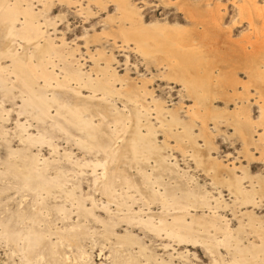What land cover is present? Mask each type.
<instances>
[{
  "label": "bare ground",
  "instance_id": "obj_1",
  "mask_svg": "<svg viewBox=\"0 0 264 264\" xmlns=\"http://www.w3.org/2000/svg\"><path fill=\"white\" fill-rule=\"evenodd\" d=\"M24 1H26V0H24ZM28 1H29L28 6H23V4H22L23 2L21 3L20 0H16L14 3H10L9 0H0V26H2V25L4 26L5 30L3 32H5V35H6V36L4 35V39L6 37L9 41V44L5 48H4V46L6 44L3 46L4 49L0 48V59L6 56V57L10 58V60L8 59L9 62L11 61V63H9L7 65H4L5 63L3 65H1V63H0V88L4 89L6 91L14 89L16 87H18L20 89V95L19 94L18 95L22 96L24 99H23V104L18 105L20 107L18 114H20L22 112H24V113L28 112V114L33 115V117L35 119H38L39 121L40 120L43 121L44 122L43 124H45V122L48 121L46 124H48L50 122V124H51L50 126L55 127L54 129H59L65 133H68L70 135V137L72 136V138H73V136L75 137L76 134H73L74 131H73V133L71 132L70 127H75V128L80 130L78 132L79 134H80V132H82L84 134L83 135L81 133L82 136L77 137V141L79 140L78 141L79 144H83V147H87L89 152L93 153V151L94 152L96 151L98 153L103 152L105 154L104 160L97 158L98 157V156H96L98 154L97 153V154H95V157H96L95 160H89V161L85 160L83 163L80 162L79 160H76V161L78 164L81 163V165H83V166L89 165V166H92V169L94 168L93 169L94 187L101 190L102 193L107 195V198H108L107 202L105 204H103V208H105L107 211L110 209V208L108 209L109 201H111V200L116 201L115 199L118 195H121L123 197H126L127 199L132 200V198L134 196L132 197L133 194H131L129 192L130 189H140V190L143 189L142 188L143 186L141 185L142 183L140 184V186H138L139 183L137 182L138 183L137 184L136 182H134L133 179L130 178L131 176L129 177L127 175L128 173L127 174L123 173V171H122L123 168L121 166H120L121 167V169H120L118 164L121 162L123 157L125 158V155L127 157L128 154H131L130 156H128L129 159L128 160L126 159L127 160L126 162H128L130 160V163L135 162V163H138V165L142 162L145 163V161H148V159H150L151 157L152 158L154 157L156 163L159 166H161V167H162V165L167 166V164L168 165L171 164L170 166H172V163H170V162H169L170 164L167 163L168 161H171L170 160L171 156L169 154L165 155L163 153V151H164L163 149L164 148L167 149V146H168L167 144H166L167 146L165 145V142L167 140L165 142H163V144L166 146L165 147L164 145H160L158 143L157 138H156L157 137L156 135L158 132H157L155 125L151 122V119H150L151 112L152 111L154 112V110L157 112L158 119H160V121H161V125L163 127H165V129L162 127L161 128L163 130H166L167 133H169V134H167V133H164V134H167V135L171 134V135L175 136V138L173 136L172 137L175 139V141L178 142V143L177 142L176 143L179 144L180 147H182V142L185 140H189V142H188L189 144H190V142L192 143V141L195 140V133H194L195 130L193 132L192 129L194 128V126L191 123V121L192 120L195 121V119H200L202 121L201 124L203 125V127H202L203 129H202V131H201V129H199V133L201 131L206 136L205 141H207L206 139H208L209 141H207V142H209V144H210V142H211L210 137L211 136H209L207 133H209L211 131L209 130V132H207V130H208L207 120L209 118L213 119V120H218V119H222L223 116H225V115L222 116L219 112L212 109V106L214 104L211 101V99L213 98V96L219 95L220 93H224L227 91L226 90L227 88L231 87L233 90V93H231L232 95H235V97L237 96L238 99H239V97H241V99L245 98V100H246L247 98H249L248 96L251 97L250 94H252L251 93L252 91L250 92L249 89L252 88L251 87V85H252V86H255V88H256L255 91L258 92L259 97H260V101L258 100V103H260L259 104L260 105L259 117L256 120L251 117L250 108L248 105H240L238 108L236 107L237 108L236 112L233 113L232 116L235 117L234 122L236 124H239L241 127L245 126L244 129L241 128V131H242L243 137L246 139L247 144L251 145V143L255 141V140L253 141L252 133H253V130L256 126H260V129H261L260 130L261 132H259L260 135L258 134L260 137L259 136L258 137L261 138L260 140H264V38H263L264 29L262 31H259L262 29V27L264 28V23H263V26L260 27L261 29L258 30L259 27L256 25L254 20H252L250 18L251 14H250L249 9H251V8L248 9L247 6H244V8L241 9L243 11L242 13H246L249 10V14H250V17H248V15H247V18H250L249 32L246 33L242 39V48H243V55H244L243 56L244 57L243 66L245 68L244 70L246 72H248V74H249V80L248 81L246 80L247 83H243L244 81L241 82V83H243L242 84L243 90L248 89L249 87L250 88L247 90L248 93H245V92L243 93L242 92L243 90L240 92L237 89V87L241 84V83H239L241 79L237 78L235 71H231V70L226 71V69L221 70L222 68H220L219 69L220 71L215 74V72H214L215 70H213V69H215L214 67H216V65H217V67L219 65L218 64V62H219L218 58L213 52L211 53L212 54L211 56H209V55L207 56L206 52H204L205 48L207 51L206 45H207V42H210L211 34L214 32V30L216 31V29H218V30L223 29V22L221 19L218 18L219 15L216 16L215 15L216 13H215L214 15L216 17L214 19H212L213 22L212 23L207 22L208 24L205 23V25H208V26H206V27L204 26V29L201 31V34L199 36L198 35L194 36L196 34L193 35V37L197 38V42H199V44H196V42L190 41L191 36H187V35H191V34H187V33L182 34V33H178V32H173L174 30L177 31L178 28H181L179 26H174L175 29L173 31H171V30L168 31V30H166V26H168V25H162V23L159 24V22L150 23V24L146 25L143 18H142L140 11L137 9L136 5H134V3L131 0H114V1H116V9L118 12H120V15L118 17H114V16L109 17V20H111V19L114 20L117 18L118 22H120L119 24H117L115 29H112L114 35L118 34L120 36L119 38H122V40L125 43H127V45L130 44V42L134 43L137 51L141 52L143 54V56H145L150 61H152L150 58L159 59V62L162 61V63H164V65L168 68L167 69L168 71H166V72H168L167 73L168 79L170 77V79H175V80L179 81L181 84H183L182 86L187 88V90H188L187 93L191 92V94L195 98V100H194L195 103L191 107L188 108V110L190 109V116H191L190 123L192 124L191 125L190 123H188V121H186V120L184 121L183 118L181 119V117L179 118L177 116L178 113L174 112L176 109L170 110V109L166 108L165 104L163 103V101L160 100V98L158 99V98H155L154 96L152 97L153 98V104H154V106H153L154 110H152V108L150 106L151 103H150V105H148L149 103L148 104L143 103L141 101V99L139 98L140 97L139 94L142 93V95L143 94H149L151 96L153 95V94H151L152 92H150V90L147 87L148 85L146 84L149 82V80L147 79V82H146V80H142L141 84L130 85L129 81H127L126 78L120 76L116 72L114 67L112 68L113 65L111 62H112V60L115 59L114 56L105 57L106 65L101 67V68L99 67V74L101 72V77L100 76L97 77V75L94 77L93 73L92 74L90 73L92 71H90V72L85 71L83 69V64L80 62L79 58H77V56H76L77 55L76 50H78V48L75 49V48L66 47L67 46L66 44H68V43L66 42V39L64 37H62L61 39L59 38L61 40L60 42H62V43H59V44L56 43L57 41L55 42V40L57 39V36L53 37V36H51L52 32H50V33L48 32V29L51 26L54 27V30L56 32L57 27H56L55 21H53L49 18H45L44 21H42L40 19V16H43L42 12H36L34 10L35 8H33V6L31 5L34 0H28ZM52 1L54 2V0H52ZM59 1H61V0H59ZM67 1L69 2V0H67ZM95 1L100 2L103 0H95ZM50 2H51V0H47V3H50ZM61 2H63V1H61ZM250 2H252L254 8H257L259 11L262 10L261 7L257 4L258 1L255 2V0H251ZM181 3H182V1H181ZM245 5H247V4L245 3ZM85 9L86 8L84 7V11H85ZM190 9H192V8L189 7V11H190ZM81 10H83V9L81 8ZM262 12H264V11H262ZM193 13H194V10H193ZM253 14H254V11H253L252 15ZM188 16H190V15H188ZM190 17H193V16H190ZM195 17H196V15H195ZM196 19H198V18H196ZM200 19H203V18H200ZM201 21H203V20H201ZM263 22H264V19H263ZM47 26H49L48 29L45 28ZM211 27L213 28V30H209V28H211ZM167 28H169V27H167ZM214 28H216V29H214ZM170 29H171V27H170ZM211 31H213V32H211ZM109 33H108V31L104 30L103 33H101V34H104V35L107 34L108 35ZM253 33H258V34H257V36H253L252 35ZM110 34H112V33H110ZM110 34H109V36H110ZM213 34H215V33H213ZM111 37L115 38L116 36L112 35ZM20 38L23 39V41ZM24 40L29 45H31L30 48L27 47V49H26V47L22 44V42H25ZM192 40H193V38H192ZM194 40H196V39H194ZM107 41H109V40H107ZM211 41L213 43V40H211ZM204 42H206V43H204ZM5 43H6V41H5ZM247 44H249V45H247ZM25 45H27V44L25 43ZM247 46H250L251 48L248 50ZM128 47H129V45H128ZM19 48H22L21 51L19 50ZM210 49H211V47H210ZM88 51H91V50L88 49ZM94 54H91V56H93ZM97 54H101L102 56L105 55L104 53H103L104 54L103 55L102 52H100V51ZM54 57H57L59 59V62H57L55 59H53ZM259 59H262L261 61L263 63L258 62L257 60H259ZM3 61H5V60H3ZM220 62H221V60H220ZM159 64L160 63H157L158 66H160ZM238 64H239V60H238ZM164 65H163V67H164ZM239 66H241V64ZM57 67H60L61 73H63V75H64L62 79L59 78L60 72L59 73L57 72ZM164 68H163V73L165 72ZM91 70H94V68ZM94 73L96 74L95 70H94ZM158 73L161 74L162 72L160 71ZM165 74H163V75L165 76ZM12 76H14V78H12ZM246 76H247V74H246ZM247 79H248V77H247ZM177 81H176V83H177ZM72 82L75 83V86L71 85ZM117 82L118 83L121 82L120 87H117V85H116ZM238 83H239V85L237 86ZM80 87L82 88V90L84 87H86V88L89 87V88L93 89V91H96V89H99V90L101 89L104 91V93L101 92V94H103L102 98H104L106 100H108V98L115 93L122 94L121 96H124L123 94H125V97L127 95L128 100L130 99L136 105L135 107L132 103L131 104L133 106L130 105L133 109L135 108V110H132V112L133 111H135V112L127 114L126 112H122L121 110L120 111L118 109L116 110V109H114L115 107H113L115 103L113 101H110V99H109V103L112 102L110 105L112 106V108L114 110H116L115 111L116 113L112 114L109 112V108H111V106H105V107H107L108 112L102 111L101 109H98L96 112L99 115H101L104 120H105V117H108V115L109 116H111L110 114H112V116L114 115V117H112V119L114 118L112 123L115 124V125L113 124L114 130H111L112 132L109 133L103 129L105 127L104 126L105 121L102 120L101 116H100V120H102L104 122L99 121V119H98L99 122H96L97 116L94 117V114H92V112H91V107H93V105L92 106L89 105V102L86 103L87 102L86 99L84 100L85 103H83V104L77 103V104L72 105L69 101L61 100L62 98L60 99L58 93L56 92V89L66 88V89H69V91H70V89L72 91L73 90L76 91V96H77V93L83 95ZM88 91H90V89H88ZM244 91H246V90H244ZM98 92H100V91H98ZM228 92H229V90H228ZM249 92H250V94H249ZM95 93L96 92H94V94L92 95L93 97L96 96ZM179 93H180V91H179ZM7 94L9 95L8 92H7ZM81 95H79V96H81ZM88 95L91 96L90 93ZM149 95H148V97H149ZM229 95H230V93H229ZM79 96L77 98L78 101L81 100L80 99L81 97L79 98ZM90 96H86V97H90ZM117 96H119V95H117ZM222 96H223V94L220 95L219 97H222ZM142 97H144V96H141V98ZM224 97H226L229 100V97L225 96V94H224ZM9 98H10V96H9ZM82 98H83V96H82ZM97 98H99V100ZM230 98H232V97H230ZM254 98H255V96H254ZM104 99H102V100H104ZM241 99H239V100H241ZM93 100L90 101L88 99V101H90L91 104L93 103ZM95 100H97V102H99L100 97L99 96L96 97ZM247 100H246V102H247ZM151 102H152V99H151ZM235 102H236V100H235ZM94 103H96V102H94ZM127 104H128V102H127ZM127 104H126V106H127ZM242 104H244V103H242ZM96 105H97V103H96ZM101 105H103V104H101ZM101 105H99L100 108H101ZM236 105H238V104H236ZM0 106H1V104H0ZM123 106H124V104H123ZM53 108H55V112H54ZM93 108H96V106H94ZM97 108H99V107H97ZM180 108H182V107H180ZM96 109H93L92 111H94ZM8 110L9 109H7V108H3V109L0 108V121L4 120L3 122H5V119L8 118L7 116H3L4 112H8ZM128 111H130V109ZM165 112L169 113L168 115L171 114V119L165 120V117H166ZM5 114H7V113H5ZM186 114H187V112H186ZM109 122H110V120H109ZM110 123H108L107 126H109ZM102 124L104 127L102 126ZM132 124L136 126V127L133 126L135 131L133 130L131 136L129 134L130 137L127 138V141H126L125 133H128L127 131H129L130 127L133 128L131 126ZM179 124H180V126H183V125L185 126V131L181 130V131H183V133H180L179 129H178L179 130L178 132L173 131L172 126L179 125ZM181 124H183V125H181ZM2 125H3V123H2ZM2 125L0 122V126H2ZM202 125H200V126H202ZM16 126L21 132V135L19 134L20 139H21V142H23L25 144L24 145L25 147L21 148L20 150H16V149L13 150V148H11L10 149V157L17 155L19 158H22V160H20L21 164L15 160L11 161V159L5 161V170H0V178L5 179L7 184H10L13 187H15V190L17 188L18 190H21V192L23 191L22 196H24L26 194L27 195L32 194L33 197L28 198V199L21 198L19 207H17L16 209H9L8 213L7 214L5 213L6 215L5 216L3 215V217L0 218V228L2 229L0 231V235H1L2 239H4L8 244L13 245V246H11L12 253L20 254L21 258H22V262H24L25 264H74L75 261H78V260L79 261L81 260L82 262L83 261L86 262V261L90 260V263L92 262V264H97L96 262L93 261L94 259L93 260L91 259L93 257H90L91 252L90 253L87 252L88 250H85L82 247L84 245H80V240L84 236L89 237V235H91V232L87 228V225L81 224V222L79 223L76 221V222L69 223L68 225L64 226V228H60L59 226H55V225L53 226L52 221H51L53 216H52V218L49 217V215L51 214L52 207L51 208L49 207L50 203L47 204L48 201L45 198H48V195L50 196V194H52V191L54 188H55L54 190H56L57 188H61L63 193L62 192H60V193L64 194L68 198H72L73 201L77 202L76 204L79 208L78 211H81V213H84L87 215L91 214V215H94L93 217H95V218L96 217L100 218L99 220L102 221L106 227L105 231L103 230L104 233L102 236H104V237H106V239H108V237L111 234H114L120 240L119 243L130 244V245H131V243L135 244V242L139 243L140 252L142 254L146 253L145 252L146 247L139 240L136 239V237L133 235L132 232L127 231L124 235L119 236V235H117V233L115 231H114L115 232L114 233L111 230V227H113V225L116 224L117 222H119L121 220H125L131 224L132 223H138L139 225L142 224V226L144 225L147 228V230L149 228L150 230L156 232L157 234L160 233L161 231H164L168 237H170V238L172 237L175 240H177L178 242H181V241L182 242H188V243L189 242L197 243L198 241L204 242L205 238L202 236L203 234L201 233L202 234L201 235L200 233L196 232L195 229H193L194 226H192V225H194V224H192V223H196V222H194L196 219V216H195L196 214H193L190 211V209L192 207H201V206H205L209 209H214V208L216 209V206H213L211 201H210L208 190H206L207 192L206 191L201 192L202 191L201 188H200L201 191H199V190H197L199 188L197 187V189H195L196 188L195 186H194L195 188L190 187V188L184 189L181 187L180 184L172 185L169 183H165L161 177H157L152 172H148L140 164V166H142V167L139 166L140 170H138V171H140L139 173H142V176L144 179L143 184H145L148 187V192H149V194L146 192L147 194L145 193L146 194L145 195L142 193V191L145 192V190H142L141 191L142 196L139 194L141 199H143V201H144V203H142V204H145L148 206V204H150L151 202L158 201L162 205V208L166 209V211H167L166 214L170 213L171 217L170 218L166 217V214H164V213L157 216V217H155L151 214L145 215L146 213L144 215H142L143 213H141V211H142L143 207H140V208L138 207L139 210H137V209L135 210V209H133L134 207H132L133 206L132 203L134 201L129 200V201H131V203H127L126 202L127 200H126L125 201L127 203L126 206H125V203H123V204H124V207L127 208L128 213H126L127 211L122 212V214L125 213L124 215H111L109 213L110 214L109 220H105L104 218H101V216L99 217V216L95 215V213L93 211V207H91V206L87 207L85 205V203H84L85 201L83 200L85 198H83V196H82V198L78 197L77 195L79 193H77V195H76L75 192L77 189L75 190V188H79L81 186L79 184V182H78V185H72L74 187L71 189L70 188L64 189L66 187V183L68 180V178H66L67 175H66V173H65L66 171L64 169H62V168L56 169L55 170L56 174L53 176L48 174V173H50L48 171L49 167H51V165L53 163L60 161L59 159H58V161L57 160L50 161L48 159H40L38 156H35V154L34 155L30 154L31 152H29V150H30L31 145H35L37 143H39V144L47 143V144H49V146L51 145L54 150H56L57 145L53 141L54 140L53 135L50 134V132H48V130H47L48 128L46 129L45 127H43L44 125H42L41 128H38L37 133H34V132L30 133L27 125L25 124V121L22 122L19 119L16 121ZM191 126H193V128ZM143 127L144 128L146 127V131L143 130ZM2 128H3V126H2ZM110 129H112V128L110 127ZM74 130L76 131V129H74ZM120 131L124 132V136L122 135V132L120 134ZM65 133H63V134H65ZM198 134H197V136H198ZM203 134H201V135H203ZM203 136L200 138H203V140H204L205 136L204 137ZM65 137H67V136H65ZM198 138H196V139H198ZM74 139H76V138H74ZM124 139H125V141H124ZM121 140H123L125 143L123 141H122V143H120ZM257 142H258V140H257ZM166 143H168V142H166ZM188 143H186L187 146H188ZM258 144H259V142H258ZM199 145H201L200 142H199ZM199 145L198 144L195 145V146H197L196 149L198 148ZM262 145H263V143H262ZM192 146H194L193 143H192ZM192 146H189V148H191ZM192 148L194 149V147H192ZM199 148H200V146H199ZM84 149L86 150V148H84ZM199 150H196V151H199ZM263 150H264V146H263ZM65 153H67V152H65ZM191 154H192V152H191ZM195 154H197V152ZM15 158H17V157H15ZM154 158H153V160H154ZM131 161H133V162H131ZM150 162H149V164H150ZM199 162H200V160H199ZM174 163L177 165L176 161ZM174 163H173V165H175ZM125 164H127V163H125ZM112 165H114V167H112ZM54 166L59 167V165H55V164H54ZM98 167L102 168L101 172L98 171ZM154 168H156V167H154ZM167 168H168V166H167ZM214 168H216V167H214ZM118 179H119V182L121 179H122V182L123 181L125 182V183H123L124 187L126 188L124 192H122L121 190H119V191H121V192H119L117 190L116 186H118L117 185ZM242 179H243L242 177L240 178L239 176H236L235 180H232V179L228 180V182L230 183L229 188L231 186H232V188H233V186H235V190H236V191L231 190V193H232V191L233 192L235 191L234 194H235V199L237 201L241 200L242 202H244V204L254 203V205H255V203H257V200L255 199V195L258 193L257 189L252 187V183H251V187H250L251 189H246L245 186L242 187L241 185H244V184H242ZM6 182H4V183H6ZM157 185L159 186V188H156ZM8 186H6V187L8 188ZM12 186H9V188H11ZM121 186H122V183H121ZM124 187H122V189H124ZM161 187H163V190L161 189ZM145 189H147V188H145ZM2 190H3V188H2ZM5 190H6V188H5ZM136 192H138V190ZM133 193H135V192H133ZM136 194H138V193H136ZM79 196H81V195L79 194ZM121 196H119V198ZM90 199L92 200V204L94 205L95 200H93L92 196H90L89 200ZM116 202H118V200ZM53 203H54L53 206H55L56 205L55 202H53ZM118 203H121V201ZM52 204H50V205H52ZM57 204H58V202H57ZM61 204L55 206V208H56L55 211H57V209H58L60 212H62V211H63V213L65 212L63 217H65V218L70 217L69 216L70 213H68V209L66 208L67 206L66 207H64L65 205L61 206ZM156 204H157V202H156ZM1 205L3 206V204H1ZM25 205H27V207ZM5 206H4V209H5ZM121 206L123 207L122 203H121ZM9 208H11V207H9ZM171 209H173V210L170 212L169 210H171ZM110 211H111V209H110ZM120 211H122V210H120ZM0 212H2V211H0ZM57 212H55V213H57ZM111 212H113V211H111ZM142 212H144V211H142ZM187 216L190 217V220L187 219ZM68 222H70V221H68ZM55 223H56V221H55ZM214 226H215V224H214ZM219 231H222V230H219ZM223 231H224V235L227 238H228V236L231 238V235H230L231 230L228 226L226 228H224ZM53 233L58 238V239H56V241H52V239H50L52 237V236L50 237V235ZM90 238H92V237H90ZM206 239H207V237H206ZM225 239L224 240L222 239L220 241L216 240V242H217L216 244L222 243V244L230 246V241L228 242ZM110 240H111V238H110ZM231 241H232V239H231ZM66 242L70 245L73 244L76 246V249H77L76 256L77 257H75V258H78L77 260H75V261L69 260L68 259V258H70V257H68L69 255H66L65 252L62 251L64 249V246H63V248H61V247ZM121 246H122V244H121ZM235 247L239 250V252L230 261L222 258L221 264H264V237H263L262 243L259 245L252 243L251 247L245 246L246 248H241L240 243H239V245L235 246ZM235 247H233V249ZM221 257H223V256H221ZM113 260L115 261L114 263H116V264H117V262H118V264H139L137 256H135L131 252L126 254L124 257L122 256V254L121 255L118 253H116L115 255L113 254ZM157 263H159V262H157ZM160 263L161 264H173L172 262L171 263L170 262L169 263L160 262ZM77 264H79V263H77ZM215 264H220V263H218V261L215 260Z\"/></svg>",
  "mask_w": 264,
  "mask_h": 264
},
{
  "label": "rangeland",
  "instance_id": "obj_2",
  "mask_svg": "<svg viewBox=\"0 0 264 264\" xmlns=\"http://www.w3.org/2000/svg\"><path fill=\"white\" fill-rule=\"evenodd\" d=\"M15 1L16 0H9L10 3H14ZM20 1L21 3L23 2L22 3L23 6H28L29 4L28 0L26 1L20 0ZM61 1L63 2L65 1V2L63 3ZM61 1L54 0L53 2L51 0L50 3H47V0H34L31 5L33 6V8H35L34 10L36 12H42L43 16H40V19L42 21H44L45 18H49L55 21L56 27H57L56 32L53 26H51L50 28L49 26H47L45 28L47 29L49 28L48 32L49 33L52 32L51 36L53 37L57 36V39L55 40V42L57 41L56 43L58 44L62 43L60 42L61 41L60 39L64 37L66 39V42L68 43L66 44L67 45L66 47L75 48V49L78 48V50H76L77 51L76 56L77 58H79L80 62L83 64V69L85 71H88V72L92 71L90 73L91 74L93 73L94 77L96 75L97 77L98 76L101 77V72L99 74V67L101 68L106 65L105 57L114 56L115 59L112 60L111 62L113 65L112 68L114 67V69L120 76L126 78L127 81H129L130 85L141 84L142 80H146V82H147V79L149 80V82L146 84L148 85L147 87L150 90V92H152L151 94L153 95L152 96L149 94L142 95V93L139 94L140 97L139 96L138 97L141 99L143 103L145 104L149 103L148 105H150L151 103L150 106L152 110H154V107H153L154 104H153L152 97L154 96L155 98H158V99L160 98V100L163 101V103L165 104L166 108L170 110L176 109L174 112L178 113L177 116L179 118L181 117V119L183 118L184 121L186 120L188 121V123H190L191 116H190V109L188 110V108L191 107L195 103L194 101L195 98L191 94V92H189L190 94L187 93L188 92L187 88L182 86L183 84H181L179 81L175 79H170V77L168 79L167 77L168 72H166L168 71L167 70L168 68L164 65V63H162V61L159 62V59H153V58H150L152 60L150 61L145 56H143L141 52L137 51L134 43L130 42V44H128L129 45L128 47L127 43H125L122 40V38H119L120 36L118 34L114 35L112 29H115L117 24H119L120 22H118L117 18L114 20L113 19L109 20V17L111 16L118 17L120 15V12H118L116 9V1L103 0V1L97 2L95 0H76V1L69 0L70 3L67 0H61ZM131 1L134 3V5H136L137 9L140 11L142 18L146 25L150 23L159 22V24L162 23V25H168L166 26V30L168 31L170 30L173 31L175 29L174 26H179L181 28H178L177 31L174 30L173 32H178L182 34H185V33L191 34V35H187V34L186 35L191 36L190 41L196 42V44H199V42H197V38L193 37V35L196 34L194 36H197V35L199 36L201 34V31L204 29V26L205 27L208 26V25H205V23L207 22L212 23L213 22L212 19H214L216 16L219 15L218 18L221 19L223 22V29L218 30L214 28L216 29V31L215 30L214 32L211 31L215 34L213 33L211 34L210 42H207V45H206L207 51L205 48L204 52H206L207 56L208 55L211 56L212 52L217 56L218 61H219L218 62L219 68L217 67V65L216 67H214L215 69L213 70H215L214 71L215 74L220 71L219 70L220 68H222L221 70L226 69V71H230V70L235 71L237 78L241 79L239 83L243 81H244L243 83H247V81L249 80V74L248 72L244 70L245 68L243 66V62H244L243 56L244 55H243V48H242V39L245 36V34L249 32L250 18L254 20L256 25L259 27L258 30L261 29L260 27L263 26L264 12L262 11H264V8H263L264 0H255V2L258 1L257 4L262 9L260 11L257 8L253 7L252 2H250L251 0L249 1L248 0H185V1L184 0H131ZM245 3L247 5H245ZM244 6H247L248 9L249 8L252 9V10L249 9L251 17L249 14V10L247 11L248 13L247 12L242 13L243 11L241 9H243ZM84 7L86 8L85 11H84ZM189 7L192 8L190 9V11H189ZM81 8L83 10H81ZM193 10H194V13H193ZM253 11H254V14L252 15ZM188 15L193 16V17H190ZM247 15L250 18H247ZM200 18H203V19H200ZM263 29L264 28L262 27V29L259 31H262ZM4 30H5L4 26L3 25L0 26V32H1L0 33V48L1 49H4L9 44L8 39L6 37L4 39V35H5V32H3ZM104 30L112 34L109 33L110 36L109 34L108 35L101 34L103 33ZM209 30H213V28L211 27L209 28ZM257 34L258 33H253L252 35L257 36ZM112 35L116 37L115 38L111 37ZM94 36L95 37L97 36V37L95 38ZM263 38H264V34H263ZM21 40L23 41V39ZM211 40H213V43ZM25 43L27 45H25ZM22 44L26 47V49L27 47L29 48L31 47V45H29L26 41L22 42ZM250 48H251L250 46H247L248 50ZM21 49L22 48H19L20 51ZM88 49L91 50L93 53L91 51H88ZM99 51L102 52V54L104 53L105 55L103 54L104 56H102L101 54H97L99 53ZM91 54H94V55L91 56ZM8 59L10 60V58L6 56L1 58L0 59L1 65H3L4 63H5L4 65L11 63V61L9 62ZM53 59L59 62V59L57 57H54ZM238 60H239V64H238ZM261 60L262 59H259L257 61L260 63H263ZM156 62L160 63L159 64L160 66H158ZM240 64L241 66H239ZM163 65L165 68L163 67ZM92 67L94 68L96 74L94 73V70H91L93 69ZM163 68L165 70L164 73H163ZM160 71L162 72L161 74L158 73ZM57 72L58 73L60 72L59 78L62 79L64 75L63 73H61L60 67H57ZM163 74H165V76ZM12 78H14V76H12ZM239 83L237 84V86L239 85ZM243 83H241L237 87V89L240 92L243 90V86H242ZM71 85L75 86V83L72 82ZM116 85L117 87H120L121 82L119 83L117 82ZM251 87L252 88L249 87L250 89L249 88L248 89L250 92L252 91L251 92L252 94H250L249 92L251 97L248 96L249 97L247 98L248 100L246 99L247 102L245 98L241 99V97H239V99H241L239 100L237 96L235 97V95H232L231 93H233V90L231 87L227 88L226 92L220 93L219 95H215L217 98L213 96V98L211 99V101L214 104V105L212 104L213 105L212 109L219 112L222 116L225 115L226 117L223 116L222 119H218V120H213L210 118L207 120V125H208L207 132H209V130L211 131L207 133L209 136H211L210 137L211 145L209 144V142H207L209 141L208 139H206L207 141H205L206 136L201 132L203 129L202 128L203 125L201 124L202 121L200 119H195V121L194 120L191 121V123L194 126V128L193 126H191L193 128L192 129L193 132L195 130L194 132L195 140L192 141L194 146H192L191 142L190 144L188 143L189 140H185L182 142V147H180L179 144H177L178 142L175 141L174 139L175 136L171 134H170L171 136L167 135L169 133H167L166 130L162 129V128L165 129V127L161 125V121L160 119H158L157 112L155 110L154 112L153 111L151 112L150 119L157 129L158 133L156 135L157 136L156 138L158 140V143L160 145H164L163 142H165L166 140H167L166 142H168V143L165 142V145L167 144L168 146L166 145L167 149L166 148L163 149L165 151V152L163 151V153L165 155L169 154L171 156L170 158L171 161H168L167 163L169 162L172 163V166H170L171 164L169 163L170 165L167 164L168 168L166 165H162L161 167L156 163L154 157H153L154 160L151 157L150 158L151 160L148 159V161H145L146 164L144 162L140 164L148 172H152L155 176L161 177L165 183H169L172 185L180 184L181 187L184 189L195 186L196 188L195 187L194 188L197 189L198 187L199 189L197 190L199 191L202 190L201 192H204L206 190L209 191L208 194L210 197V201L213 206H216V209L215 208L209 209L205 206L192 207L190 209V211L193 214H196L195 215L196 219L194 221L196 223H192L194 224L192 225L194 226L193 229H195L196 232L203 234L201 235L205 238V239L203 238L204 242H199V241H198L199 243L198 242L188 243V242H182V241L178 242L174 238L168 237L164 231H161L160 233L157 234L156 232L150 230L149 228L147 230V228L144 225L142 226V224L141 225H139L138 223L131 224L125 220L119 221L117 219L120 223L117 222L116 224H114L115 226L113 225V227H111V230L113 232L115 231L117 235L119 236L124 235L127 231L132 232L133 235L136 237V239L139 240L146 247L145 248L146 253L142 254L140 252L139 243L135 242V244L131 243V245L119 243L120 240L114 234H111L108 237V239L102 236L106 227L103 224V222L99 220L100 218H97V217L95 218L93 217L94 215H91V214L87 215V214L81 213V211H78L79 208L76 204L77 202L73 201L72 198H68L64 194H62L63 192L61 188H57L56 190H54L55 189L54 188L52 191L53 195L52 194H50V196L48 195V198H45L47 199L48 202L46 200L45 201L47 202V204L49 203L52 204L53 202H55L56 205H60L62 203L63 205L61 204V206H64V205H65L64 207L67 206L66 208L68 209V213H70L69 214L70 217L68 218L63 217L65 212L64 213L63 211L60 212L58 209H57L58 211L57 212L55 211L56 205L53 206L54 203L52 205L49 204V207L50 208L52 207L51 214L49 215V217L52 218L53 216L54 218V219L53 218L51 219L53 226L55 225V226H59L60 228H64V226L68 225L69 223L76 222V221L79 223L81 222V224L87 225V228L91 232V235H89V237L84 236L80 240V245H84L82 247L85 250H88L87 252L89 253L91 252L90 257H93L91 259L92 260L94 259L93 261L96 262L97 264H116L114 263L115 261L113 260V254L114 255L116 253L120 255L122 254V256L124 257L129 252L137 256L139 264H161L160 262L162 263L172 262L173 264H215V260H217L218 263L221 264L222 258L230 261L239 252V250L235 247V246H238L239 243H240L241 248L251 247L252 243L256 245L261 244L263 237H264V150H263L264 140H260L261 138H259L260 137L259 132H261L260 131L261 129H260V126H256L253 130L252 135H253V141L255 140L257 142L258 140L259 144L258 142L256 143L255 141H254L255 143L252 142L251 145L247 144L246 139L243 137L242 131H241V128L244 129L245 126L241 127L239 124H236L234 122L235 117L232 116V114L236 112V109L240 105H248L250 108L251 117L255 120L259 117V114H260L259 104L260 103H258V100L260 101V97H259L258 92L255 91L256 89L255 86L251 85ZM80 89L83 95L77 93V96H76V91L74 90L72 91L71 89L69 91V89H66V88L56 89V92L58 93L60 99L62 98L61 100L69 101L72 105L77 104V103L83 104L85 103L84 100L86 99L87 101L86 103L89 102V105L91 106L93 105V107L96 106V108L99 107L97 109L91 107L92 114H94V117L97 116L96 122L104 120L103 117L96 112L98 109H101L102 111H107V107L105 106H111L110 104L112 103V102L109 103V99L110 101H113L115 103V104L113 103L114 104L113 107H115L114 109L116 110L118 109L119 111L121 110L122 112H126L127 114L135 112V111L132 112V110H135V108L133 109L131 106L134 105L135 107L136 105L130 99L128 100L127 98L128 96L126 95L125 97V94H123L124 96H121L122 94L115 93L116 95L113 94L108 98V100H106L102 98L103 94H101V92L104 93V91L101 89L100 90L96 89V91H93V89L89 87L88 88L84 87L83 90L80 87ZM88 89H90V91H88ZM248 89H244L246 91L243 90L242 92L248 93L247 91ZM7 92L9 93V95L7 94ZM94 92H96L95 97L92 96ZM89 93L91 94V96L88 95ZM18 94L20 95V89L18 87L8 90V91L0 88V104H1L0 108L2 109L7 108L10 110V111L8 110L9 113L4 112L3 114V116H7L9 119L8 118H7L8 120L5 119V122H3L4 120L0 121L1 125L3 123L2 125L3 128L2 126H0V170H5V161L9 159H11V161L12 160L18 161L21 164L20 160H22V158H19L17 155L10 157L11 148H13V150L15 149L20 150L21 148L25 147L24 146L25 144L21 142V139H20L21 132L16 126V121L18 119L22 122L25 121V124L27 125L30 133L31 132L37 133L38 128H41V126L44 125L43 127H45L46 129L48 128L47 129L48 132H50V134L53 135L54 140L53 139L52 140L57 145V148L56 150H54L52 146L51 145L49 146V144L47 143H44V142H43L44 144L37 143L35 145H31L30 150H29V152H31L30 154L32 155L35 154V156H38L40 159H48L50 161H54V160L58 161L59 159L60 161L53 163L51 167H49L48 171L50 173L48 174L53 176L56 174V171H55L56 169L58 168L64 169L67 175L66 178H68L66 187L64 189H69V188L71 189L74 187L72 185H78V182H79L81 186L79 188H75V190L77 189L75 193L76 195L77 193L81 195L79 196L78 194L77 195L78 197L82 198L83 196V198H85L83 199L85 201L84 202L85 205L87 207H90V206L93 207V211L95 215L99 217L101 216V218H104L105 220H109L110 214L111 215H124L125 213L122 214V212L127 211L126 213H128V210L126 207H124L123 203H125V206H126V204L131 203L132 200L134 201L132 203L133 204L132 207H134L133 209L139 210L140 207H143L142 211L144 212L141 211V213H143L142 215L146 213L145 215L151 214L157 217L163 213L164 214L167 213L166 209L162 208V205L158 201L151 202L150 204H148L149 207L145 204H142L144 203V201L143 199H141L139 194L141 195L142 190H145V192L142 191L143 194H145L146 192L149 194L148 187L145 184H143L144 179H143L142 173H139L140 171H138L140 170V167L142 166H140V164L138 165V163H135L133 161H131L133 163H130V160L126 162L129 159L128 156H130L131 154H128L127 157L125 155V158L123 157L121 160L122 163L120 162L118 165L119 167L121 166L123 168L122 169L123 173L125 174L128 173L127 175L129 177L131 176L130 178H132L134 182L139 183L138 186H140V184L142 183L141 185L143 187L142 186L141 187L143 189L141 190L140 189H130L129 192L133 194L132 197L134 196L132 200L127 199L126 197H123L121 195H118L115 200L116 201L118 200V202L121 201L124 208L121 206V203L111 200L112 202L109 201L108 209L110 208L111 211L113 212H111L110 209L108 210L109 211L108 212L105 208H103V204H105L108 199L107 195L102 193L101 190L94 187V181H93L94 180V175H93L94 168L92 169V166H89V165L83 166L81 165V163L78 164L76 161V160H79L80 162L83 163L85 160L87 161L95 160L96 158L95 154H97L98 152L96 151L95 152L93 151V153L89 152L87 147H83V144L78 143L79 140L77 141V137H81L83 133L80 132V134L82 133L80 135L78 133L80 130L75 127H70L71 132L73 133L74 131L73 134H76L75 137L73 136L72 138V136L70 137L68 133H65L59 129H54L55 127L50 126L51 125L50 122L48 123L49 125L46 124L48 121H46L45 124H43L44 123L43 121L41 120L39 121L38 119H35L33 115L28 114V112L27 113L22 112L18 114V111L20 110V107L18 105L23 104V99H24L22 96H19ZM222 94L223 96L219 97ZM224 94L225 96L229 97V100L226 97H224ZM78 96L79 98L81 97L80 98L81 100L79 99L80 101H78L77 99ZM82 96L84 99L82 98ZM86 96H90V97H86ZM98 96L100 97L99 102L103 105H101L99 102H97V100H95L96 97ZM141 96H144V97L141 98ZM87 98L90 101H92L93 99L95 101L93 100V103L91 104V102L88 101ZM97 99L99 100V98ZM151 99H152V102H151ZM94 102H96L97 105ZM241 102L244 104H242ZM99 105H101V108ZM111 108H109V112L112 114L116 113L115 112L116 110H114L113 108L112 110ZM93 109H96V110L92 111ZM129 109L130 111H128ZM53 110L55 112V108H53ZM112 114H110L111 116L108 115V117H105L104 121L106 123L102 121L104 122V126H105L104 127L102 124V126L104 127L102 128L109 133L112 132L111 130H114V126H113L114 123H112L114 119V118L112 119V117H114V115L112 116ZM165 114H164L166 116L165 120L171 119V114L168 115L169 113H166V112ZM100 116L102 120H100ZM109 120L112 124L109 122ZM108 123H110L109 126H107ZM131 126L136 127L133 124ZM110 127L112 129H110ZM134 127L133 128L130 127L131 129L129 128V131H127L128 133H125L126 141H127V138H129L132 135L133 130L135 131ZM172 127H173V131L178 132L180 130L179 131L180 133H183V131H185L184 125L180 126L179 124V125H174ZM73 128L76 129V131ZM199 129H201L200 133H199ZM143 130L146 131V127L145 128L143 127ZM121 132L122 131H120V134ZM164 133H167V134H164ZM201 134H203L205 137ZM122 135L124 136V132H122ZM202 136L204 137V140L203 138H200ZM122 141L123 140H121L120 143H122ZM199 142L201 145H199ZM186 143H188V146ZM197 144L200 146V148L198 146V148L196 149L197 146L195 145ZM189 146L194 147V149L192 147L189 148ZM84 148H86V150ZM196 150H199V151H196ZM65 152H67L68 154ZM196 152L197 154H195ZM102 153H98L99 155L97 154L96 156H98L97 158L104 160L105 154L104 153L102 154ZM198 159L200 160V162ZM175 161L177 162V165L174 163ZM173 163L176 166L173 165ZM54 164L59 165V167L54 166ZM213 166L216 167L217 169L214 168ZM112 167H114V165H112ZM98 171L101 172L102 168L98 167ZM236 176L243 178L242 184L244 185H241L242 187L245 186L246 189H251L250 187L252 183V187L257 189L258 193L255 195V199L257 200V203H255V205L254 203L244 204V202H242L241 200L237 201L235 199V194H234V192L236 191L235 186H233L234 189L232 188V186L229 188L230 183L228 182V180L229 179L235 180ZM4 182H6V180L3 178H0V205L3 204V206L2 205L0 206V211H2L0 212V218L3 217V215L5 216L8 213L9 209H16L17 207H19L21 198L28 199V198L33 197L32 194H29V195L26 194L22 196L23 191L21 192V190H18L17 188L15 190V187H13L10 184H7V182L6 183ZM121 183H122V186H121ZM123 183L125 182L124 181L122 182V179L120 180V182L118 179L117 181L118 186H116L118 191L119 190H121L122 192L125 191L126 188L124 187ZM8 185L12 187L9 188ZM6 186H8V188ZM122 187H124V189H122ZM156 188H159V186L157 185ZM161 189L163 190V187H161ZM137 190L138 192H136ZM231 190H235V191L234 192L232 191L231 193ZM90 196L93 197V200H95L94 202L96 204L95 203L94 205L92 204V200L91 199L89 200ZM119 196L121 197L119 198ZM4 206H5V209H4ZM25 206L27 207V205ZM118 206L119 207L121 206L122 208L120 207L121 208L120 209ZM172 210L173 209L169 211L171 212ZM83 215L84 216L86 215L85 217L87 219ZM166 217L170 218L171 214L170 213L166 214ZM187 219L190 220V217L187 216ZM227 226L231 230L230 232L231 238L228 236L229 239L224 235V231H223L224 228H226ZM1 230L2 229L0 228V231ZM219 230H222V231H219ZM53 234H51L50 237L51 236L52 237L51 238L49 237V238L52 239V241H56V239L58 238L55 234L54 235ZM222 239L223 240L225 239L228 242L230 241V246L222 244V243L216 244L217 243L216 240L220 241ZM71 245L66 242L64 245H62L61 248H63L64 246V249L62 251H64L66 255H69L68 256L70 257L68 258L69 260L75 261L78 259V258H75L77 257L76 256L77 249L75 245L73 244ZM11 246L13 245L8 244L4 239H2V237L0 238V264H20V263L25 264L24 262H22V258L20 254L12 253ZM233 247L235 248L233 249ZM220 255L223 257H221ZM78 261H75L74 264H77V263L92 264V262L90 263V260L86 262L83 261L84 263L81 260L79 262Z\"/></svg>",
  "mask_w": 264,
  "mask_h": 264
}]
</instances>
